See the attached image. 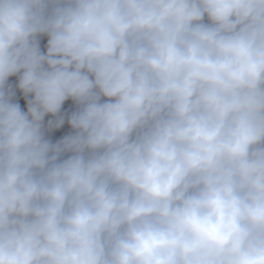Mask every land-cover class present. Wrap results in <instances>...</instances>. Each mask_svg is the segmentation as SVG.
Returning a JSON list of instances; mask_svg holds the SVG:
<instances>
[{
  "label": "clouds",
  "instance_id": "9594fccd",
  "mask_svg": "<svg viewBox=\"0 0 264 264\" xmlns=\"http://www.w3.org/2000/svg\"><path fill=\"white\" fill-rule=\"evenodd\" d=\"M0 264H264V0H0Z\"/></svg>",
  "mask_w": 264,
  "mask_h": 264
}]
</instances>
